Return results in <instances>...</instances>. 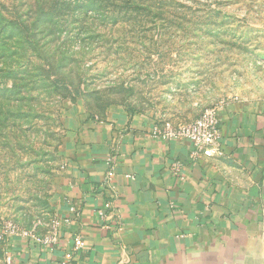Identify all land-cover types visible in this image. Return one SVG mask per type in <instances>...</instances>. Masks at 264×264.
Wrapping results in <instances>:
<instances>
[{"label":"rangeland","instance_id":"obj_1","mask_svg":"<svg viewBox=\"0 0 264 264\" xmlns=\"http://www.w3.org/2000/svg\"><path fill=\"white\" fill-rule=\"evenodd\" d=\"M254 95L264 0H0V264L53 246L76 120L178 124Z\"/></svg>","mask_w":264,"mask_h":264},{"label":"crops","instance_id":"obj_2","mask_svg":"<svg viewBox=\"0 0 264 264\" xmlns=\"http://www.w3.org/2000/svg\"><path fill=\"white\" fill-rule=\"evenodd\" d=\"M218 117L224 156L195 161L188 141L153 138L146 114L76 120L59 240L17 249L14 264H264V98L232 97ZM109 157L117 196L101 220Z\"/></svg>","mask_w":264,"mask_h":264},{"label":"built area","instance_id":"obj_3","mask_svg":"<svg viewBox=\"0 0 264 264\" xmlns=\"http://www.w3.org/2000/svg\"><path fill=\"white\" fill-rule=\"evenodd\" d=\"M219 108H208L204 110L200 115L192 121L171 124V123H155L151 129V136L155 139H159L163 142H175L179 140H186L191 144V152L189 159L195 161L199 157L205 158H221L224 156L221 133H220V119L218 117ZM106 164L109 166L106 172L102 186L105 192V202L96 211V215L99 219L106 218V211L111 210L117 194L115 187L113 186V179L115 176L114 161L112 158H107ZM182 168V163L175 162L171 166V171L174 174H178ZM71 217L62 220L64 224H69L75 217L74 207L69 208ZM60 218L56 215L53 222L52 237L48 244H56L59 240L60 233ZM83 246L81 237L75 238V249H79ZM5 260L7 264H10L11 258L5 253Z\"/></svg>","mask_w":264,"mask_h":264},{"label":"trees","instance_id":"obj_4","mask_svg":"<svg viewBox=\"0 0 264 264\" xmlns=\"http://www.w3.org/2000/svg\"><path fill=\"white\" fill-rule=\"evenodd\" d=\"M13 75H14V73H13V71H11L10 69H9L8 71H5V72H4V76H5V77L13 76Z\"/></svg>","mask_w":264,"mask_h":264}]
</instances>
